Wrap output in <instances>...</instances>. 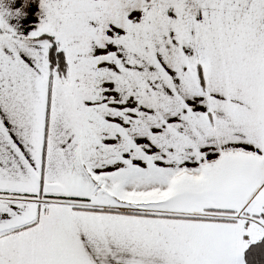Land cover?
<instances>
[{
    "label": "snow or ice",
    "instance_id": "1",
    "mask_svg": "<svg viewBox=\"0 0 264 264\" xmlns=\"http://www.w3.org/2000/svg\"><path fill=\"white\" fill-rule=\"evenodd\" d=\"M0 264H264V0H0Z\"/></svg>",
    "mask_w": 264,
    "mask_h": 264
}]
</instances>
